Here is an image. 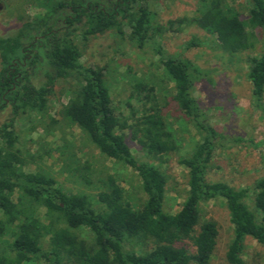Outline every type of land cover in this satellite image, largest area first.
I'll return each instance as SVG.
<instances>
[{
    "label": "trees",
    "instance_id": "obj_1",
    "mask_svg": "<svg viewBox=\"0 0 264 264\" xmlns=\"http://www.w3.org/2000/svg\"><path fill=\"white\" fill-rule=\"evenodd\" d=\"M34 1L42 13L22 22L14 34L0 36V112H10L0 125V264L35 260L44 264H210L218 225L201 221L200 205L215 199L225 201L233 227L225 254L228 264H244L246 238L264 247V177L252 188L207 179L214 151L224 138L210 126L193 97L196 69L188 60L169 55L155 39V5L174 0ZM248 3L245 22L225 0H201L198 15L190 23L215 36L225 53L252 50L247 26L264 32V0ZM124 26L129 28L130 44L153 46L174 85L173 101L201 138L191 155L178 161L188 170V190L176 213L163 210L166 175L154 164L139 162L123 134L129 130L145 154L155 159L177 150L178 139L157 104L155 89L136 83L134 96L141 108L132 109L128 119L117 115L104 70L82 64L74 43L77 33L87 41L111 30L122 40ZM248 63L247 79L258 104L264 97V49ZM69 76H75L79 85L62 106L61 115L84 132L102 155L136 172L146 195L140 208L126 201L124 189L112 176L101 181L102 190L93 202L87 195L62 189L52 177L22 169L15 121L44 112L57 81ZM39 208L44 209L43 218ZM83 229L91 234V242L75 232ZM45 240L48 249L43 250Z\"/></svg>",
    "mask_w": 264,
    "mask_h": 264
},
{
    "label": "rangeland",
    "instance_id": "obj_2",
    "mask_svg": "<svg viewBox=\"0 0 264 264\" xmlns=\"http://www.w3.org/2000/svg\"><path fill=\"white\" fill-rule=\"evenodd\" d=\"M34 3V0H0V36L14 34L22 22L40 15L42 10ZM225 3L243 21L248 20V0H225ZM200 8L201 0L158 2L155 5L158 14L155 39L169 55L188 60L196 69L193 97L205 112L210 126L224 138L214 151L207 179L222 181L234 188H252L256 180L264 177V97L258 104L252 97L247 79L248 59L258 57L264 49V32L247 26L254 48L230 55L220 49L215 36L190 23ZM123 30L122 40L111 30L90 36L87 41L77 33L74 43L81 52L82 64L104 70L105 84L117 115L128 119L132 109L141 108L134 96L136 83L155 89L157 104L178 139L177 150L155 159L145 154L129 130L123 134L139 162L154 164L166 175L163 210L176 213L188 190V170L178 161L191 155L201 138L194 123L173 101L174 85L158 62L153 46L148 43L138 48L130 44L129 28L124 26ZM36 82L37 85L41 83L40 80ZM78 85L75 76L59 79L44 112L17 118L14 128L19 136L16 148L24 162L22 169L52 177L62 189L87 195L93 202L102 190L101 181L112 176L124 189L126 201L140 208L146 195L136 172L102 155L84 132L61 115L62 106L68 103ZM9 115V110L0 112V125ZM248 206L253 208L250 200ZM43 214L44 209L39 208L40 218ZM200 216L201 221L212 220L218 225L217 245L210 264H228L225 254L233 238V227L225 201L215 199L201 204ZM75 232L92 241L88 230ZM42 248L48 249L46 240ZM242 260L244 264H264V247L246 238ZM30 264L44 262L35 260Z\"/></svg>",
    "mask_w": 264,
    "mask_h": 264
}]
</instances>
